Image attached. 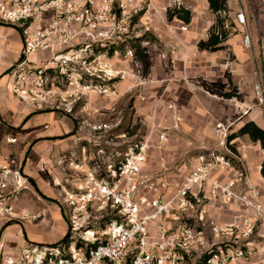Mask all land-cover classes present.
<instances>
[{"label": "built area", "instance_id": "built-area-1", "mask_svg": "<svg viewBox=\"0 0 264 264\" xmlns=\"http://www.w3.org/2000/svg\"><path fill=\"white\" fill-rule=\"evenodd\" d=\"M166 6L185 3L168 0ZM151 10L154 0H0V22L15 27L22 41L19 56L0 74L9 75L12 95L36 111L95 119L83 117L78 128L89 130L83 142L76 138L54 159V198L66 235L57 243L25 242L4 264H231L264 252V204L250 180L247 154L230 148V124H215L213 146L180 175L143 171L155 113L144 136L123 151L109 150L114 138L132 136L134 129L120 132L119 123L100 121L103 105H91L103 96L119 98V82L130 73L111 63L108 55L118 51L103 48V29L127 30ZM234 17L245 24L243 11ZM242 44L251 47L248 32ZM121 59L139 63L131 47ZM254 93L264 105V81ZM165 138L163 129L158 139ZM28 188L21 168L0 151V224L39 220V213L26 210L17 215L15 203ZM228 209L231 218L220 221Z\"/></svg>", "mask_w": 264, "mask_h": 264}, {"label": "crops", "instance_id": "crops-1", "mask_svg": "<svg viewBox=\"0 0 264 264\" xmlns=\"http://www.w3.org/2000/svg\"><path fill=\"white\" fill-rule=\"evenodd\" d=\"M184 3V8L189 9L191 12L189 23H183L179 20L181 24L187 26L186 30L144 29V32H149L155 38V41H152L153 43L148 44L151 45V48L148 47L149 53L141 60L145 69L144 75L153 84L148 85L146 91H143V94L147 97V102L139 103L141 105L135 107L137 114L140 115L141 112L145 113V111H147V114L149 112L155 113V118L160 120V115L163 113L170 117L169 121L171 123L173 120L175 121L174 117L176 118V115H178L181 135L186 132L200 137L203 135L201 121L191 122L190 125L192 126L189 127L187 124L188 115L208 114L207 119L211 122L230 124V132L236 131L240 125L249 120L264 128V105L258 104L254 93L255 84L264 81V0H226L225 14L213 12L209 8L207 0H184ZM237 11H243L245 24L236 21L234 15ZM147 18H150L154 23L155 20L149 14L144 15L142 21H146ZM218 18H226L224 28L227 30V34L225 40L221 43L222 48L213 51L199 50L197 43L208 38L209 29L216 23ZM10 32L13 33L14 31L10 29ZM246 32L250 34V48H246L242 44V38ZM11 33H7L0 28V36L3 37L0 40V74L17 59L22 47L20 35L18 33L11 35ZM157 42L160 45V53L154 49V43ZM0 76L1 81L2 75ZM131 76L120 83L119 89L121 91L129 86L131 80L135 79L136 74L132 71ZM230 86L239 95V101H233L235 97H231L227 103L213 99V96L218 97L219 92H224V89ZM156 89L163 92L165 99V106L163 107L161 104L158 105L156 101L158 98L156 93L159 92ZM136 104L137 101H135ZM154 104H157L159 109L151 108ZM48 112L54 115L59 114L57 113L59 111L33 110L30 105L21 103L14 95H11L5 86L0 85V122L2 121L12 127L20 126L31 131V129L43 124L47 123L49 125L47 118L32 120L33 117L47 115ZM66 116L71 118L68 115ZM55 126L53 129L56 131L52 134H47L46 130L38 133V137L33 143L35 147L33 151L37 152V155L34 156L35 153L30 150L31 153L27 157L25 167L21 168L23 174L25 172V174H28V170L31 168L30 165L35 162V169L32 173H29L30 175L50 177V174L53 177L54 159L62 152L60 147L70 146V143L68 144V141H66L62 144L59 143V138L53 140V138L48 137L55 135L57 132L67 133L74 128V125L72 128L59 124H55ZM170 131H172L171 127H169ZM233 143L237 151L247 154L245 163L250 180L252 184L259 188V199L264 204V179L260 174L264 151L259 143L251 141L247 135L234 138ZM44 145L47 146L46 150L39 155L38 150ZM39 168L43 171H40ZM48 172L50 173L48 174ZM38 201H30V204L36 205L34 210L25 208L21 201L17 203V212L20 213L21 210L25 209L28 212L39 213L40 215L39 220L24 221L25 223L35 224L44 220ZM53 206L55 207V205ZM232 214L233 212L228 209L223 215H219L218 219L220 221L229 220ZM9 224H11L10 221H7L3 224L5 225L3 228L1 227L3 225L0 224V237L3 229L10 227ZM66 230L67 225L64 222L57 238L51 236L49 241L42 242L38 239L39 237L34 236L29 230L28 232H25L24 229L23 232L19 230L21 248L26 241L53 243L59 239L61 240ZM231 264H264V252H257L249 260H238Z\"/></svg>", "mask_w": 264, "mask_h": 264}, {"label": "rangeland", "instance_id": "rangeland-1", "mask_svg": "<svg viewBox=\"0 0 264 264\" xmlns=\"http://www.w3.org/2000/svg\"><path fill=\"white\" fill-rule=\"evenodd\" d=\"M154 2L155 10H151V12L149 13V15L152 16L155 20L154 23H152V20L150 18H147L146 21H142L141 17V19L137 22V25H131L130 28L127 30L103 29V31L107 30V36L103 38V48H108L109 45H114V47L118 51V55H116L115 53L112 56L108 55V58L111 60V63L118 68H126L130 71L129 75H127L123 80L119 82V85L121 82L128 79L132 75V71L136 74V76H134L135 79L133 81L131 80V83L125 90L121 91L118 85V89L121 93V96L119 98L113 99L103 96V99L98 98L95 100V97L91 99L95 100L91 103V105H103V118H101L100 121L119 123L120 132L124 130V127H129L130 129L132 127V129H134V135L132 136L129 134L130 132L128 131L127 136L122 137L121 135L118 138H114V141L111 142V144L109 145V148L114 149H109L110 151H123L133 139H136V137L140 138L141 136H144L148 132V130L150 131V125L152 123V120L154 119V113L149 112V114H147V111H145V113L141 112L142 114L140 113L139 115L137 114V110L135 108L138 105L147 102V97L143 94V91H146L148 85L153 84V82L150 79L148 80L146 75H144L145 69L141 63V60L144 59V56L149 53L148 47L151 48V45L149 46L148 44L153 43L152 41H155V38L152 34H149V32H144V29H180L179 27L181 25L180 21L177 18H167V10L169 8L167 9L166 4L168 3V0H154ZM150 23L152 24V26ZM0 28L7 33H11L10 29H12L15 33L13 32L11 33V35L18 33L15 27L6 23H2ZM144 34H146V37L144 39L138 40V38L142 37ZM144 41H147L148 44L143 43ZM154 44V49H156V52L160 53L159 43L157 42ZM138 46L141 48L140 54L137 51ZM128 47H131L137 54V57L139 59L138 66H134L132 63H129L128 61H123V59H121L124 55V51ZM103 52H106V50H103ZM9 81V75L5 74L2 76L0 85L5 86V88L11 93L9 88ZM156 91L158 92L159 90L156 89ZM205 93L209 94L208 92ZM151 96L155 97L154 95ZM156 96H158L156 100L158 105L161 104L162 107L165 106V99L162 90L156 93ZM231 97H235L233 101L240 100L239 95L236 94L235 90L232 89L230 86L226 87L224 89V92H219L218 97L213 96V99L227 103L229 99H231ZM152 99L154 100V98ZM135 101H137L136 105ZM158 105L154 104L151 108L159 109ZM48 113L49 114L47 115L35 116L32 118V120H43L44 118H47V122L49 123V125L46 123L35 129H31V131H29V129H25L23 127L18 126L15 127L18 128V131L15 133V135H11L10 133L2 135L0 139V151L2 153L8 154L9 158L16 167L22 169L25 167L27 157L30 155L31 151L32 153L34 152L33 148L35 147L33 143H35L39 132H44L46 130L45 132H47V134H52V132L56 131L55 129H53L56 127L55 124L67 126L69 128H72L74 125V128L68 131L67 133L57 132L55 135L53 134L52 136L48 137L50 139L53 138V140H57L59 138V143L62 144L68 141V144L70 143V146H67L65 148L60 147V150L69 151L75 146L74 140L76 138L84 137L87 133H89V130L87 128H78L82 118L87 117L88 122L95 121V119H93L94 115L88 116L86 114H77L76 119L72 117L71 119L65 114H61L60 112H57L59 114L55 115L51 112ZM160 117V120L155 118L156 130L152 132V135L150 137L151 144L148 148V155L143 166V171L144 173L148 174H151L153 172L168 171L180 175L189 167L190 161L194 156L203 151V149L210 148L211 146H213L216 141V136L214 133V126L216 122H211L209 119H207L208 114H202L197 116L188 115L187 124L189 127L192 126L190 125L191 122H196L197 120L198 122L201 121V126L203 127V135H201L202 137H200L199 135L186 132L182 133L185 136L182 137L183 135H181L179 125L180 120L178 118V115H176V118L174 117L175 121L173 120L172 123L169 121V116H166L162 113ZM96 119L97 121H99L98 117H96ZM169 127H171L172 129V131L170 132ZM163 129L166 132V138L163 141H160L158 139V132L162 131ZM119 131L117 130L116 132L119 133ZM135 134L137 136H135ZM82 142L83 140L81 138L79 144ZM46 147L47 146L44 145V147H41L38 150V152H40L39 155L42 153V151L46 150ZM34 153V156L37 155V152ZM34 163L35 162L30 165L31 168L30 170H28V174H25L26 172L24 173L28 181L29 188L25 189L19 196V199L16 201V211H18L17 203H19L20 201L25 208L34 210L36 205L30 204V201L40 200L37 203L38 206H40V211L43 214L44 220L35 224H27L24 222V220H21L20 218L11 220V224L8 225L10 227H8L7 229L4 228L0 237V264H4L3 262L5 260V257L15 255L20 251L21 238L18 233L19 230L21 232H23V229L25 230V232H28L29 230L34 236L39 237L38 239L41 242L45 240L49 241V239H51V236L57 238L58 232L60 231L62 224H64V222L66 221L65 217L61 213L62 211L59 209L54 198V174L52 175L53 177H51V175L49 174L50 172H48L50 177H41L38 175L34 177L30 175L29 173H32V171H34L35 169ZM39 170L43 171V169L40 168ZM53 205H55V207H57L59 210ZM18 213L19 212H17V215ZM4 226L5 225L1 227L3 228ZM58 241H60V239L53 243H57ZM41 242L33 241V243ZM24 244L25 243H23V245Z\"/></svg>", "mask_w": 264, "mask_h": 264}, {"label": "trees", "instance_id": "trees-1", "mask_svg": "<svg viewBox=\"0 0 264 264\" xmlns=\"http://www.w3.org/2000/svg\"><path fill=\"white\" fill-rule=\"evenodd\" d=\"M209 4V8L213 12H222L226 11V0H207ZM167 18L173 19L177 18L178 20L182 21L183 23H189L191 20V12L189 9L184 7L179 8H169L167 10ZM225 19L226 18H218L216 23L211 26L209 29V36L206 40H200L197 43V47L199 50H217L222 48L221 43L225 40L227 30L225 27ZM146 34L142 37H139L138 40L144 39ZM138 53H141V48L138 46L137 48ZM18 131V128L9 126L4 122H0V139L3 134L10 133L11 135H15ZM247 135L249 139L253 142L259 143L261 149L264 151V128L257 125L254 121L249 120L244 122L236 131H232L228 135V140H233L236 137H241ZM230 148L236 152L235 144H231ZM260 174L264 179V160L261 163L260 167Z\"/></svg>", "mask_w": 264, "mask_h": 264}]
</instances>
